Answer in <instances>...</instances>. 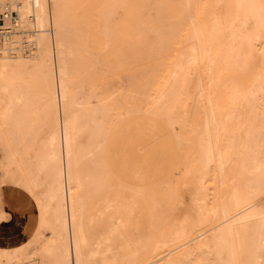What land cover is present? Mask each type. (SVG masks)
<instances>
[{"label": "bare ground", "instance_id": "1", "mask_svg": "<svg viewBox=\"0 0 264 264\" xmlns=\"http://www.w3.org/2000/svg\"><path fill=\"white\" fill-rule=\"evenodd\" d=\"M6 2L20 5V20L12 24L22 33L15 31L9 41L0 45V133L6 132L17 152L23 150L27 157L25 184L30 188L45 185L40 214L43 211V224H49L52 232L41 241L37 252L29 251L34 243L32 236L12 250L0 249V264H19L36 253L42 254L41 264H84L79 219L84 184L80 157L94 141L88 140V121L72 91V83L77 70V30L85 22L87 25L96 12L95 1L0 0V5ZM105 2L112 9L123 7L124 16L115 25L116 32H125L133 39H138L133 32L150 29L143 19L149 7L166 9L174 16L172 24L177 28L183 22L186 6L192 8L193 25L184 29V36L199 44L191 45L192 55L195 60L207 62L209 79L210 115L201 138L206 144L199 152V179L212 174L207 181L213 182L220 196L210 207L202 196H195L190 202L182 196L177 235L189 236L205 221L206 212L213 211L220 221L211 226L210 235L196 242L195 249L214 254L221 264H264V0ZM222 3L234 9L232 19L238 17L246 22L253 18L256 31L250 34L234 30L232 22L222 26L216 13ZM256 46L262 62L258 75L261 83L249 92V100L233 73L251 62ZM37 89L42 100L40 113L34 107ZM242 102L246 103V111L239 114L235 108ZM12 162L17 163L14 154ZM187 170L192 168L187 166ZM43 171L46 179L41 177ZM17 179L21 181L20 177ZM0 208H4L1 202ZM167 263L176 262L172 259Z\"/></svg>", "mask_w": 264, "mask_h": 264}, {"label": "rangeland", "instance_id": "2", "mask_svg": "<svg viewBox=\"0 0 264 264\" xmlns=\"http://www.w3.org/2000/svg\"><path fill=\"white\" fill-rule=\"evenodd\" d=\"M94 1L96 12L77 30V70L72 83L88 121V140L94 141L80 157L84 264H168L172 259L175 264H221L214 254L195 249L196 242L210 235L211 226L220 221L213 211L206 212L205 221L189 236L177 235L182 196L187 202L202 196L208 207L220 196L213 182L207 181L212 174L199 179V152L206 142L201 138L210 106L207 62L194 59L192 46L199 44L184 36V29L193 25L194 12L186 6L179 29L166 9L149 7L143 19L150 29L133 32L138 38L133 39L116 32L115 25L124 16L122 6L112 9L105 0ZM216 13L224 27L232 22L234 30L256 31L253 18L246 22L232 19L235 11L224 3ZM258 48L253 49L251 62L233 73L249 100V92L261 83ZM36 93L34 107L40 113V89ZM245 104H237V113H245ZM244 132L241 128V134ZM12 154L17 163L12 162ZM26 160L10 136L0 133V202L7 197L29 201L32 212H24L19 242L32 236L29 251L37 252L52 231L49 224H41L39 205L45 185L30 188L25 184ZM187 166L192 168L190 172ZM5 177L8 183H4ZM41 177L46 179L44 171ZM261 205L264 207V201ZM2 227L0 249L12 250L17 244L3 242ZM42 259L36 253L19 264H41Z\"/></svg>", "mask_w": 264, "mask_h": 264}, {"label": "crops", "instance_id": "3", "mask_svg": "<svg viewBox=\"0 0 264 264\" xmlns=\"http://www.w3.org/2000/svg\"><path fill=\"white\" fill-rule=\"evenodd\" d=\"M4 189V188H3ZM4 208L8 210L9 220H4L0 224L2 227L1 235L3 242L8 245L19 244L22 222L25 216V210L31 211V204L29 201L21 200L18 197H7L3 200Z\"/></svg>", "mask_w": 264, "mask_h": 264}, {"label": "built area", "instance_id": "4", "mask_svg": "<svg viewBox=\"0 0 264 264\" xmlns=\"http://www.w3.org/2000/svg\"><path fill=\"white\" fill-rule=\"evenodd\" d=\"M6 4H9L6 2ZM4 5V4H3ZM11 5V4H10ZM20 5L16 6V11H13L12 8H9L7 11H4L2 7H0V45H3L5 41H9L14 33H22V29L17 31V28H14L12 23L18 24L19 22V9ZM7 17V26H5L4 18ZM16 31V32H15Z\"/></svg>", "mask_w": 264, "mask_h": 264}, {"label": "snow or ice", "instance_id": "5", "mask_svg": "<svg viewBox=\"0 0 264 264\" xmlns=\"http://www.w3.org/2000/svg\"><path fill=\"white\" fill-rule=\"evenodd\" d=\"M0 7H2L4 11H7L9 8H12L13 11L17 10L14 5H10V4L0 5ZM37 7H39V5H37ZM4 23H5V26H7V17L4 18ZM8 182H9L8 178L5 177L4 183H8ZM21 186H24V185H21ZM28 191H31V189H28ZM262 196H264V193H262ZM37 203H39V201H37ZM7 213H8V210L6 208H0V220H9L11 217ZM43 221H44V218H43V211H42L41 212V224H43Z\"/></svg>", "mask_w": 264, "mask_h": 264}]
</instances>
